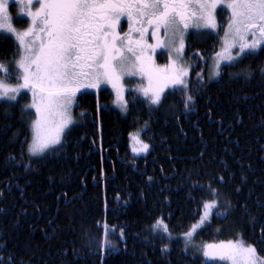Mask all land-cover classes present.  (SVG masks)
<instances>
[{
    "label": "trees",
    "instance_id": "16d2710c",
    "mask_svg": "<svg viewBox=\"0 0 264 264\" xmlns=\"http://www.w3.org/2000/svg\"><path fill=\"white\" fill-rule=\"evenodd\" d=\"M217 19L224 26L227 11ZM219 37L187 35V85L157 106L131 92L123 116L109 89L78 92L73 126L38 160L27 154L29 96L0 102V264H231L201 253L230 240L264 258V44L208 82ZM17 52L0 35V63ZM132 132L149 145L145 154L131 153ZM213 200L192 237L196 252L188 250L185 233Z\"/></svg>",
    "mask_w": 264,
    "mask_h": 264
},
{
    "label": "snow or ice",
    "instance_id": "6c2138e0",
    "mask_svg": "<svg viewBox=\"0 0 264 264\" xmlns=\"http://www.w3.org/2000/svg\"><path fill=\"white\" fill-rule=\"evenodd\" d=\"M190 2L192 0H18L21 12L31 17V26L20 32L13 27L7 14L8 0H0V30L14 35L25 48V53L15 62L22 70L20 77L23 79V83L17 87L5 83L9 69L0 63V73H3L0 77V99L7 97L15 100L22 88L32 90L34 98L37 95L40 97L39 104L34 102L29 105L36 109L38 116L33 122L34 135L29 151L36 155L60 143L61 134L72 123L69 108L82 88H99L103 83L116 87L122 76L137 74L136 65L141 57L136 55L133 44L140 45L141 41H133L128 33L121 37L116 31L121 16L127 14L128 20L132 21L135 11L140 17L137 23L142 24L146 19L148 25L153 27L154 38L155 29L159 28H163L165 35L169 30L175 35L178 30L177 17L185 29L190 27L186 19L190 18L186 11ZM195 3L199 16L191 13L196 17V22L191 25L193 27L215 28L216 9L224 5L231 11L228 27L233 30L234 37L241 41L237 55L246 50L255 51L264 44V0H195ZM135 31L140 32L142 40L147 29L137 28ZM39 33H44L47 40L39 37ZM246 33L251 34L252 42H248ZM33 35L40 39L38 48L32 47L35 40L25 45V37ZM231 46L235 47V44ZM156 47L163 48V42H158ZM125 50L132 54L131 57L124 54ZM227 59L234 60L236 57L228 56ZM181 73L186 74L183 70ZM181 73L172 78L173 84H184ZM216 74L219 75V72ZM149 91L143 89L146 97ZM162 92L163 87L152 90L150 102L160 104ZM122 99L118 95V100ZM123 106L126 107V103ZM53 115L59 116L60 122L55 127H48L47 119ZM132 139L140 144L139 148L133 147L134 153L139 155L148 151L149 145L139 140V133L132 134ZM216 206L215 200L205 203V214L200 223L185 236L190 238ZM154 227L168 231L162 221H158ZM204 255L213 260L231 261V264H264V258L257 254V249L251 245L245 246L243 241L230 240L219 245H206Z\"/></svg>",
    "mask_w": 264,
    "mask_h": 264
},
{
    "label": "rangeland",
    "instance_id": "374dc122",
    "mask_svg": "<svg viewBox=\"0 0 264 264\" xmlns=\"http://www.w3.org/2000/svg\"><path fill=\"white\" fill-rule=\"evenodd\" d=\"M11 7H13V9H14L15 18L20 19V21H23V20L27 21V24H28L27 27L19 28L13 24L14 16H12L10 13ZM219 9L220 10H222V9L226 10L228 15H229L228 22L222 27L221 26L219 27V21L217 19V11ZM32 10L35 11V7H33ZM25 11H26V9H25ZM197 11H198V16H199L198 5H197ZM7 14L11 19V23H12L13 27H15L17 31H20V32L26 31L31 26V17L27 16L23 12H21V5L18 3V0H8ZM214 15H215V24H216L215 28L193 27L190 25V27L185 29L183 26V23L180 22V20H178L179 22H177V25H176L178 30L176 31L175 35H173V32L171 30H169L167 35H165L163 28H159L156 31L155 38L152 37V41L150 43L148 42L149 45H151L152 47L146 48L145 45L138 47V46L133 44V48H134V51L136 52V55L141 57L140 61H138L137 65H136L137 74L134 76H127V75L122 76L116 87H113V85L111 83H103L99 86L101 88L109 89V91L111 92V94L113 96L114 108L117 111H119L121 114H123V116H124L126 114V109H127V102H128L127 97L131 94V92L138 93L141 97L147 99L150 102L149 97L152 95V90H158L159 88L163 87V92L161 93V101H162V99L166 93L172 92V90L175 88L186 87L185 85H187V80L189 77V63L186 61V59L184 57V48H185L186 37L192 31H195V32L209 31V32L214 33L215 35H220V37H219L220 42H219L218 50L212 56V58L209 62V65L207 67L206 80L208 82H213L218 78L219 75H217L216 73L217 72L220 73V69L222 66L233 64V63L237 62L239 59H241L245 54L255 53L263 46V44H261L259 46V48H257L255 51L246 50L244 53L237 55V53L239 52V47H240L241 41L239 40L238 37H234L233 30L228 27L229 22H230V17H231V11L229 9H227L226 7H224V5H221L220 7H218L216 9ZM195 22H196V20H194L193 24ZM38 26H39V24L37 25V27ZM226 32L228 33L227 36L225 35ZM0 35H7V36L12 37L18 45L17 56L12 61L11 65H7L8 69H9L8 75L10 76V78L16 80V82H12L10 78H7L5 81V83L7 85H9L11 87H17L19 84L23 83V79L20 77L22 70L17 67L15 62L20 58L21 55H23L25 53V48L20 45V42L16 39V37L14 35L6 32V31H3V30H0ZM120 35H121V37H123V34H120ZM245 36H246V39L248 40V42H252L253 37L251 36V34L246 33ZM181 37L183 38V47L182 48H181ZM33 40H35V44L32 45V47L38 48L40 42L35 35L25 37V45H30ZM158 42H163L164 47L163 48L156 47ZM232 44H235V47H232L231 46ZM118 46H119V43H118ZM178 49H180L179 52L177 51ZM160 52H164L167 56L166 60L162 63H160L157 60V56L159 55ZM124 54L126 56H129V57H131V55H132L131 53H128L126 50H125ZM228 56H234V57H236V59L229 60V59H227ZM133 59H134V57H133ZM217 64L219 65L218 68H217ZM141 68H144L146 70L141 71L140 70ZM147 69H151V71H148ZM181 70H183V73H186V74H182ZM178 73H181L180 78L184 81V84H173L172 78H174ZM165 74H166L167 78H165ZM0 77H2V76H0ZM200 80L203 81L202 79H200ZM143 89H150L148 97H146L144 95ZM22 93H25L29 96V103H28L26 108L28 110H31L35 114V119H34V121H35L38 118L36 109L33 107H29V105L33 104L34 102L39 104L40 103V97H39V95H37L34 98L32 90H30L29 88H22L19 91V93L16 95V99ZM118 95L120 97H122L123 99L118 100ZM15 100H10L7 97H4V98L0 99V102L1 101H15ZM75 101H76V96H75V99H74L72 105L69 108V113L71 116L72 123L67 128L64 129V131L60 137V143L52 145L48 149H46L44 152L36 154V155H33L29 151V146L33 142V135H34V133H33V122L34 121L32 122V125H31L32 136H31V140H30V143L28 145V150H27V154H28L29 158L34 159V160L41 159L50 150L58 147L61 144L63 134L70 127H72L74 124V119H73L72 114H73V109L75 106ZM125 103H126V107L123 106ZM153 105L157 106L159 104H153ZM41 107L43 108V105H41ZM59 122H60V117L57 115H53V116L48 117L47 126L48 127H55L57 124H59ZM135 133L136 132H132L130 134L129 141H130L131 153L134 156H138L132 150L133 147H136V148L140 147V144H138L136 141H134L132 139V134H135ZM139 140L142 141L140 138V135H139ZM143 154H145V153H140L139 155H143ZM194 235H195V232L190 238L186 237V241H187V249L191 250L193 252H196V246H195V244L193 242V238H192ZM213 245H219V244H213ZM204 251H205V247L201 251L203 257L206 260H212L209 257L204 255ZM228 262L231 263V261H228Z\"/></svg>",
    "mask_w": 264,
    "mask_h": 264
},
{
    "label": "flooded vegetation",
    "instance_id": "af4514ba",
    "mask_svg": "<svg viewBox=\"0 0 264 264\" xmlns=\"http://www.w3.org/2000/svg\"><path fill=\"white\" fill-rule=\"evenodd\" d=\"M186 11L188 13V17H190V18H186L187 22L189 23V25H192L194 20H196V17L191 16V13H196L198 16L197 5L195 3V0H192V2H190L188 4V8ZM132 15H133L132 21L128 20L127 14L121 16L120 17V23H119V26L116 29V31L119 32L120 34H123V36H124V33H128L133 41H136V40L141 41L140 45H136V44H134V45H136L138 47L145 45L147 48L149 45L148 42L152 41V37H153L152 33H153L154 29H153V27H150L148 25L146 19L144 20V22L142 24L137 23V21L140 19V17H138L136 15L135 11H133ZM178 20H180L179 17H177V22H179ZM137 28H140L141 30L147 29V32H144L142 40H141L140 32L135 31V29H137ZM157 30L158 29H155V33ZM39 37L43 38L44 40H47V37L45 36L44 33H39ZM38 40L40 42V39H38Z\"/></svg>",
    "mask_w": 264,
    "mask_h": 264
}]
</instances>
